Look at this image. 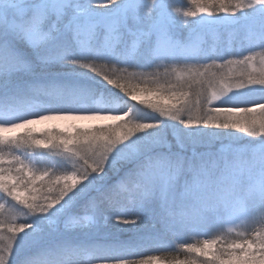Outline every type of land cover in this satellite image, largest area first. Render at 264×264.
I'll list each match as a JSON object with an SVG mask.
<instances>
[{
  "label": "snow or ice",
  "instance_id": "snow-or-ice-1",
  "mask_svg": "<svg viewBox=\"0 0 264 264\" xmlns=\"http://www.w3.org/2000/svg\"><path fill=\"white\" fill-rule=\"evenodd\" d=\"M0 264H264V0H0Z\"/></svg>",
  "mask_w": 264,
  "mask_h": 264
},
{
  "label": "trees",
  "instance_id": "trees-1",
  "mask_svg": "<svg viewBox=\"0 0 264 264\" xmlns=\"http://www.w3.org/2000/svg\"><path fill=\"white\" fill-rule=\"evenodd\" d=\"M176 4L177 6L186 5L188 4V0H176ZM150 254H154V253H150Z\"/></svg>",
  "mask_w": 264,
  "mask_h": 264
},
{
  "label": "rangeland",
  "instance_id": "rangeland-1",
  "mask_svg": "<svg viewBox=\"0 0 264 264\" xmlns=\"http://www.w3.org/2000/svg\"><path fill=\"white\" fill-rule=\"evenodd\" d=\"M224 71H227V69H225ZM95 123H112V121H100V122H95ZM47 125H37L36 127L37 128H44L46 127Z\"/></svg>",
  "mask_w": 264,
  "mask_h": 264
}]
</instances>
